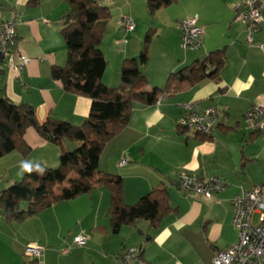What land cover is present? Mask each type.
<instances>
[{
    "label": "crops",
    "instance_id": "crops-1",
    "mask_svg": "<svg viewBox=\"0 0 264 264\" xmlns=\"http://www.w3.org/2000/svg\"><path fill=\"white\" fill-rule=\"evenodd\" d=\"M244 0H176L159 7L153 14L146 0H104L103 6L126 13L109 20L101 42L106 66L101 81L117 86L122 59L137 57L148 36V60L142 66L148 85L163 88L168 75L207 53L224 49V64L215 77L195 84L186 81L171 87L155 104L134 102L128 124L102 148L98 158L100 173L122 178V195L127 204L135 203L153 186L163 183L170 210L155 225L146 220L122 225L117 233L109 228V192L94 186L84 194L56 201L38 214L22 221L6 222L0 215V264H114L112 258L130 246H141L148 264H213L212 259L237 240L231 224L232 197L240 188L264 182V132L249 131L244 114L254 103L264 100V19L246 43V24L236 21L235 7ZM174 5L171 15L161 9ZM166 11V10H164ZM18 14L15 48L28 62L21 81L14 71L0 64V96L14 103H26L35 117H47L78 125L88 115L90 99L62 88L51 78L52 66L66 60L60 29L69 12L64 0H0V22ZM111 13V11H110ZM158 13V14H157ZM128 15L132 32H124L120 18ZM197 16L203 43L196 50L180 47V20ZM112 16V15H111ZM200 108L215 106L221 115L208 135L183 129L177 122L184 105ZM27 156L11 151L0 158L5 174H23L33 161L54 167L59 147L40 138L29 128L24 133ZM77 142L62 141L70 151ZM125 159L121 164L120 160ZM183 172L213 174L227 181V187L212 199L184 196L175 182ZM65 183L54 189L58 195ZM83 232L88 236L82 246L71 240ZM33 242L43 247L37 260L24 256V246ZM68 248L65 252L64 249Z\"/></svg>",
    "mask_w": 264,
    "mask_h": 264
},
{
    "label": "trees",
    "instance_id": "trees-1",
    "mask_svg": "<svg viewBox=\"0 0 264 264\" xmlns=\"http://www.w3.org/2000/svg\"><path fill=\"white\" fill-rule=\"evenodd\" d=\"M69 12L62 18L60 32L66 48V60L52 66L51 78L66 91L90 99L88 115L80 124L49 116L39 122L32 106L14 103L0 96V158L18 151L27 156L30 148L24 140L27 129H33L43 140L59 147L58 164L49 167L39 161L31 162L20 180L0 190V215L6 222L22 221L38 214L56 201L74 198L94 186L109 192V228L117 233L122 225L146 220L155 226L170 210L167 188L163 183L153 186L135 203L127 204L122 195V178L118 174L100 173L98 158L104 145L128 124L132 103L155 104L169 88L183 81L195 84L206 77H215L224 64V49L210 51L202 60H195L171 72L163 88L146 90L147 77L142 66L148 60V36L137 57L122 59L120 81L109 86L101 81L106 60L101 42L111 18L108 7L97 0H64ZM176 0H146L150 14ZM77 142L67 151L62 141ZM65 183L58 195L54 189ZM26 206L20 208V202Z\"/></svg>",
    "mask_w": 264,
    "mask_h": 264
},
{
    "label": "built area",
    "instance_id": "built-area-1",
    "mask_svg": "<svg viewBox=\"0 0 264 264\" xmlns=\"http://www.w3.org/2000/svg\"><path fill=\"white\" fill-rule=\"evenodd\" d=\"M18 14L14 12L10 19L0 22V64L14 71L20 83L24 65L28 59L15 48V25ZM236 21L246 24V43L253 44L252 35L264 19V0H244L235 7ZM120 27L124 32H132L134 23L130 16L120 18ZM180 47L196 50L203 43V31L197 23V16L180 20ZM264 49V46H259ZM158 102V101H157ZM221 112L210 106L200 108L196 103L184 105V112L177 124L179 127L200 135H208L217 124ZM245 127L252 132H264V100L251 105L244 114ZM125 159L120 163L124 164ZM227 181L213 174L181 173L175 186L184 196L199 195L212 199L227 187ZM233 211L231 224L237 232V240L222 250H218L212 259L213 264H264V182L241 187L231 199ZM88 236L80 232L73 236L72 246H82ZM69 247L65 248L66 252ZM43 247L29 242L24 246V256L37 260L42 255ZM141 246H130L112 258L114 264H148L141 256ZM174 264H181L175 261Z\"/></svg>",
    "mask_w": 264,
    "mask_h": 264
},
{
    "label": "rangeland",
    "instance_id": "rangeland-1",
    "mask_svg": "<svg viewBox=\"0 0 264 264\" xmlns=\"http://www.w3.org/2000/svg\"><path fill=\"white\" fill-rule=\"evenodd\" d=\"M122 1L123 0H117V2H119V3H121ZM97 3L99 5H103L104 0H97ZM161 10H162V11H160L161 14H164V13L166 14L167 13V14L171 15L173 13V10H174V5H171L170 7L163 8ZM164 10H166V11H164ZM110 11H111V15H112L111 16V20L113 22V20L116 18V15H120L121 13H126V3H123V5L119 4V8H113L112 10L110 9ZM148 40H149V38H148ZM2 168H3V165L0 163V190L5 189L6 187H8L9 185H11L15 181L20 180L21 177H22V174H19L18 172L16 173L15 171H12L10 175L5 174V172H4V170ZM61 189H58V190H61ZM19 205H20V208H24L26 206V202L25 201H21Z\"/></svg>",
    "mask_w": 264,
    "mask_h": 264
}]
</instances>
